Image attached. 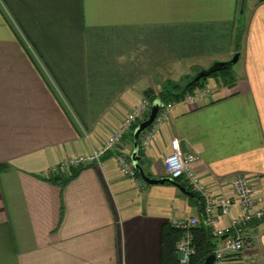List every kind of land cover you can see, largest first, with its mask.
Masks as SVG:
<instances>
[{"label":"crops","instance_id":"obj_1","mask_svg":"<svg viewBox=\"0 0 264 264\" xmlns=\"http://www.w3.org/2000/svg\"><path fill=\"white\" fill-rule=\"evenodd\" d=\"M236 53L185 93L208 89L193 102L169 100L138 163L167 177L163 158L177 137L199 156L194 171L213 195L231 197L230 179L243 173L264 209V0H0V264H164L169 219L205 216L187 184L192 195L139 185L113 151L68 179L49 169L99 148L142 99L164 103L165 85L185 88ZM215 215L228 229L230 217ZM204 228L215 247L210 228L196 231ZM243 233L245 248L224 264H264V217Z\"/></svg>","mask_w":264,"mask_h":264},{"label":"built area","instance_id":"obj_2","mask_svg":"<svg viewBox=\"0 0 264 264\" xmlns=\"http://www.w3.org/2000/svg\"><path fill=\"white\" fill-rule=\"evenodd\" d=\"M207 90V88H199L193 94H184L182 100L193 102L195 96L207 92ZM173 104L174 101L162 103L152 123L139 136V145L141 147L145 148L151 143ZM150 107L151 102L146 98L142 99L136 107L126 113L120 126L110 132L99 148L94 149L89 154L73 156L61 161L49 169L50 174L70 175L74 168L78 169L93 164L99 165L102 155L107 151H113L122 173L136 179L139 185L145 184L134 170L129 155L124 152L122 140L126 130L132 129L135 123L147 117ZM169 148V153L163 158L166 176L181 185L187 184L193 192L197 193L202 200L205 213L203 219L197 216L172 217L169 219L170 227L179 234L175 242L178 262L179 264H199L198 261H193V258L196 254L195 231L198 225L202 223L218 237V242L212 251L214 255L212 264H224L226 256L240 252L245 248L247 240L243 233V228L251 220H261L264 217V209L256 207L253 198L255 182L250 176L237 173L230 179L233 191L231 197L213 195L194 171L193 167L199 161V156L193 152H184L177 137L170 139ZM233 205H237L241 209V213L236 217L230 216V209ZM216 211L230 217L228 229L215 227Z\"/></svg>","mask_w":264,"mask_h":264},{"label":"water","instance_id":"obj_3","mask_svg":"<svg viewBox=\"0 0 264 264\" xmlns=\"http://www.w3.org/2000/svg\"><path fill=\"white\" fill-rule=\"evenodd\" d=\"M238 58V53H236L229 61L225 62H215L213 63L209 68L204 69L200 72L197 73V75L191 79V81L187 84L190 85L192 82H195L202 77H206L212 72L218 71L220 69H223L227 67L228 65L233 64ZM162 106V102L159 99H155L150 107V111L147 115V117L142 120L140 123L137 124L135 129L133 130V143H132V151L131 154L129 155L130 161L132 163V166L134 170L140 175V177L143 179V181L146 184H161V183H171L175 186H177L182 192L188 195H192V192L188 191L183 185H181L179 182L175 181L172 178L169 177H163V178H151L148 175L145 174L143 169L141 168L140 164L138 163L139 161V136L143 130H145L153 121L155 118L159 108ZM214 260V255L210 254L208 255L205 259L203 264H212Z\"/></svg>","mask_w":264,"mask_h":264},{"label":"trees","instance_id":"obj_4","mask_svg":"<svg viewBox=\"0 0 264 264\" xmlns=\"http://www.w3.org/2000/svg\"><path fill=\"white\" fill-rule=\"evenodd\" d=\"M199 80H197V81L191 83L189 86H185V88H181V89H180L179 85H173L172 88H168L167 85H165L162 88V90L158 93V96L162 101L167 102V101L173 99L175 96L184 95ZM140 122L141 121L135 123L132 126V131H131L132 137H133V130L135 129L137 124ZM132 137H131V139H132ZM139 153H140V150H139ZM72 176H73V173L71 175L66 176V178L68 179L69 177L71 178ZM67 179H63L61 183H65V181ZM198 234H200L201 237H203V239L201 237H200L201 238L200 239L198 237ZM169 235L171 237L168 238ZM178 235H179L178 232H176L175 230H172V228H171L170 234L166 235V237L164 239V264L167 262H169L170 264H179L178 257L176 254V250H175V240H176V237H178ZM195 244H196V254L193 258V261H198L199 264H203L204 259L208 255L212 254V251L214 249V242L212 240L210 230H207L204 228L202 231H199V232L195 231Z\"/></svg>","mask_w":264,"mask_h":264},{"label":"rangeland","instance_id":"obj_5","mask_svg":"<svg viewBox=\"0 0 264 264\" xmlns=\"http://www.w3.org/2000/svg\"><path fill=\"white\" fill-rule=\"evenodd\" d=\"M234 69H236L235 66H234V67H233V66H230V67H228L226 70H224V71H222V72L227 73V74H225V75H228V73H229V74H233L232 72L234 71ZM216 73H219V72H216ZM214 74H215V73H214ZM214 74L210 75L209 77L213 76ZM209 77H208V78H209ZM203 79H204V78L200 79L196 84L199 86V84L201 83V81H202ZM183 82H184V81H183Z\"/></svg>","mask_w":264,"mask_h":264}]
</instances>
